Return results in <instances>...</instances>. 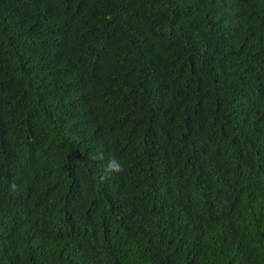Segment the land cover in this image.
<instances>
[{"label": "trees", "instance_id": "1", "mask_svg": "<svg viewBox=\"0 0 264 264\" xmlns=\"http://www.w3.org/2000/svg\"><path fill=\"white\" fill-rule=\"evenodd\" d=\"M0 264H264V0H0Z\"/></svg>", "mask_w": 264, "mask_h": 264}, {"label": "clouds", "instance_id": "2", "mask_svg": "<svg viewBox=\"0 0 264 264\" xmlns=\"http://www.w3.org/2000/svg\"><path fill=\"white\" fill-rule=\"evenodd\" d=\"M103 158L102 155L100 157ZM124 171V165L122 162L118 161L115 158L109 159L106 168H105V176H107L109 173H121Z\"/></svg>", "mask_w": 264, "mask_h": 264}]
</instances>
